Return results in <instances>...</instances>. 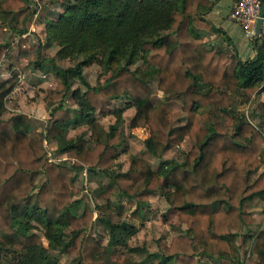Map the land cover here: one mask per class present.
Wrapping results in <instances>:
<instances>
[{"label": "trees", "instance_id": "1", "mask_svg": "<svg viewBox=\"0 0 264 264\" xmlns=\"http://www.w3.org/2000/svg\"><path fill=\"white\" fill-rule=\"evenodd\" d=\"M220 1L65 0L56 20L41 10L47 45L59 48L60 60L77 65L62 69L50 60L62 81L44 99L50 114L40 133L30 132L27 115L2 119L22 69L0 82V264H60L50 251L75 256L77 264H95L124 250L145 253L129 242L138 233L134 222L143 220L154 196L177 212L186 230L169 244L160 241V252L141 264H264V227L251 232L254 212L247 208L255 201L264 205V101L252 111L260 126L234 109L236 102L250 106L264 95V38L250 41L243 32L254 53L245 59L239 44L205 19ZM0 15L27 22L28 0H0ZM197 20L212 24L223 42L208 46ZM7 54L8 47L0 46V61ZM20 57L42 67L24 39ZM139 59L146 68L132 70ZM95 63L116 69L104 85L92 86L84 77V68ZM70 74L86 87L73 92L77 107L66 105ZM152 81L182 103L184 124L166 102L152 101ZM121 99L135 110L129 129L149 132L145 154L160 161L157 169L133 157L127 172L117 170L127 152L121 149L123 111L113 113L117 122L109 129L95 115H109ZM85 123L89 138L70 136ZM187 139L192 148L184 161L163 158ZM50 153L68 161H50ZM84 170L108 182L98 184L94 207L84 203L79 214L83 200L71 198L76 172ZM37 174L45 176L40 185ZM122 199L125 209L116 203ZM125 213L129 217L122 220ZM97 224L105 237L92 232ZM36 231L43 232L46 246ZM253 239L252 250H246Z\"/></svg>", "mask_w": 264, "mask_h": 264}, {"label": "rangeland", "instance_id": "2", "mask_svg": "<svg viewBox=\"0 0 264 264\" xmlns=\"http://www.w3.org/2000/svg\"><path fill=\"white\" fill-rule=\"evenodd\" d=\"M65 0H58L53 4L44 5L41 0H28V5L31 9V15L27 22L21 23L16 19V16L0 15V46H7L9 54H7L2 61H0V82L11 79L13 71L22 69L20 75V83L15 91L11 94L6 102V112L2 115L3 120H9L12 117L19 115H27L30 118V132L40 133L44 132L47 122L49 120L50 110L45 103V97L50 95L57 86L61 83L62 78L58 72L54 69L50 60H54L55 64L62 69L74 68L77 65V61L60 60L57 57L59 48L57 46L49 47L47 45L46 24L40 16V12L43 9L47 15V20H56L60 13L63 12V2ZM24 39L26 47L30 54L35 55L37 61L42 64L41 68H37L35 64L29 65L27 60L20 57V41ZM219 41L222 43V38L212 35L206 37L207 45H211L212 42ZM244 42L239 44L242 56L245 59L250 58L252 54V43H248L244 37ZM217 44V43H216ZM245 44V45H243ZM248 45V46H247ZM146 68L141 59L131 67L132 70L136 68ZM116 69H107L105 66H101L98 63L87 66L83 70V74L87 82L92 86L104 85L106 81L113 76ZM71 82V93L66 99V105L70 107H77V104L73 98V92L76 90L84 93L86 87L81 80L74 76L69 75ZM152 101L157 104L159 101L166 102L173 110L176 120L181 124L186 121V114L183 112L182 103L177 100L176 97H167L158 89V82L152 81ZM260 101H264V95L255 98L254 102L248 105H240L235 103L234 109L240 113H245L247 118L256 126H260V119L257 118L252 111L256 108ZM130 101L127 99H121L114 102L111 105V113L109 115H102L97 112L96 119L106 128L109 129L111 125L116 124L117 118L113 114L115 111H123V121L121 122V136H122V151H127L126 154L120 158L117 170H124L125 166L131 162L133 157H144L148 159L153 167L157 169L160 161L154 160L148 154H145L144 140L149 137V132L143 130L134 132L129 129V123L135 114V110L130 107ZM90 126L88 123L82 124L76 129L70 131V136H78L86 134L89 138ZM148 134V135H147ZM89 135V136H88ZM189 140V139H188ZM53 151H56V144H49ZM192 148L191 141L184 142L179 147H174L172 150L164 153L163 158L166 160L175 159L179 162L184 161L186 153ZM66 156V155H65ZM62 155H55V160L62 162L68 161V157L62 158ZM76 185L72 192V201H81L77 206V212L79 214L83 211L84 203H90L94 207L96 198L94 192L96 191L98 184H106L108 182L107 177L101 174L90 173L88 170L78 171ZM256 177V176H255ZM254 177V178H255ZM252 178V180L254 179ZM45 176L43 174L35 175V184L40 185L44 182ZM159 197V196H158ZM120 207H126L127 200L122 199L116 202ZM260 202L256 204V201L252 204H248L247 208L254 211V220L251 223V232L257 234L264 227V205ZM129 214L125 213L122 220L127 219ZM118 220V218H116ZM179 222L178 214L174 210L164 209L163 207L154 208L152 211L146 210L143 220H137L135 223L138 233L130 241V246L143 249L145 253H128L127 251H119L112 256H103L95 264H141L146 260L148 254H157L160 252L159 242H165L169 244L171 240L176 236H179V231L174 228ZM180 223V222H179ZM96 236L105 237L104 229L97 224L96 229L92 231ZM42 238L43 245L46 242L44 240V234L42 231H36ZM182 234V233H181ZM180 234V235H181ZM255 243V239L249 241L245 245L246 250H252ZM50 253L59 258L60 264H77L75 256L60 255L58 252L50 251ZM200 264H214L206 260H201Z\"/></svg>", "mask_w": 264, "mask_h": 264}, {"label": "crops", "instance_id": "3", "mask_svg": "<svg viewBox=\"0 0 264 264\" xmlns=\"http://www.w3.org/2000/svg\"><path fill=\"white\" fill-rule=\"evenodd\" d=\"M236 1L237 0H221L216 5L214 10L208 16L205 17V19L208 22L213 23L214 26H216L220 29H223L230 37H232L236 41L237 44H240V43L242 44L244 42L243 41L244 40L243 29L240 26H238L237 24H235L234 22L229 20L230 14L233 10V7H234ZM196 27L200 31V33L204 35L205 39H206V37L208 38V37H211L212 35L218 36L219 38H222V36L220 34L216 33L213 30L212 24H208V23L204 22L203 20H197L196 21ZM218 42L219 41H216L213 43L219 44ZM243 45H245V44H243ZM252 54H254V53L252 52ZM140 131H143V129L134 130V132L136 134H137V132H140ZM147 138L148 137H146L145 140ZM145 140H144V142H145ZM186 141H189V140L187 139ZM62 156H63L62 157L63 159L66 158L65 155H62ZM153 159L157 160L155 158H153ZM130 163L131 162H129V164L126 165L124 170H122L121 172H127L129 170ZM257 203H258V201H256V204ZM158 206H159V208L163 207L164 209L168 208V210H171L169 205L167 204V202L163 198L158 197V196H154L151 198L150 207L146 210L152 211L154 208H156V207L158 208ZM259 206L261 207V203ZM144 216H145V213H144ZM174 229L176 231H179L178 235H180L181 233H183L186 230V226L181 225L178 222Z\"/></svg>", "mask_w": 264, "mask_h": 264}, {"label": "built area", "instance_id": "4", "mask_svg": "<svg viewBox=\"0 0 264 264\" xmlns=\"http://www.w3.org/2000/svg\"><path fill=\"white\" fill-rule=\"evenodd\" d=\"M229 20L240 26L250 41L264 38V0H237ZM259 22L260 34L257 35ZM50 161H56L51 153Z\"/></svg>", "mask_w": 264, "mask_h": 264}, {"label": "water", "instance_id": "5", "mask_svg": "<svg viewBox=\"0 0 264 264\" xmlns=\"http://www.w3.org/2000/svg\"><path fill=\"white\" fill-rule=\"evenodd\" d=\"M260 34V22L258 23V28H257V35Z\"/></svg>", "mask_w": 264, "mask_h": 264}]
</instances>
